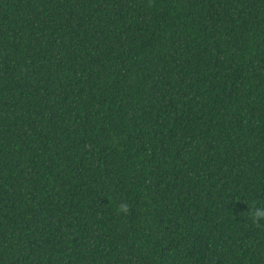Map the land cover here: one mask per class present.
<instances>
[{"label":"trees","instance_id":"16d2710c","mask_svg":"<svg viewBox=\"0 0 264 264\" xmlns=\"http://www.w3.org/2000/svg\"><path fill=\"white\" fill-rule=\"evenodd\" d=\"M260 206L264 0H0V264H264Z\"/></svg>","mask_w":264,"mask_h":264},{"label":"clouds","instance_id":"9594fccd","mask_svg":"<svg viewBox=\"0 0 264 264\" xmlns=\"http://www.w3.org/2000/svg\"><path fill=\"white\" fill-rule=\"evenodd\" d=\"M128 210V205L121 204L119 206V211L126 212ZM249 215L251 216L253 222L260 226L262 220H264V206L255 207L254 209L250 210Z\"/></svg>","mask_w":264,"mask_h":264}]
</instances>
